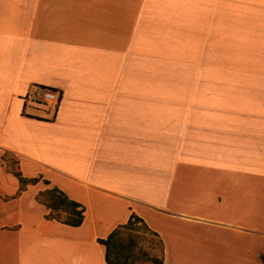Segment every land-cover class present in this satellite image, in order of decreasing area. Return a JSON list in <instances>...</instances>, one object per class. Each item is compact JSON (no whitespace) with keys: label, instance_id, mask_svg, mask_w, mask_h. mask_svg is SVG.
<instances>
[{"label":"crops","instance_id":"obj_1","mask_svg":"<svg viewBox=\"0 0 264 264\" xmlns=\"http://www.w3.org/2000/svg\"><path fill=\"white\" fill-rule=\"evenodd\" d=\"M0 151L38 180L0 163V264H107L132 214L162 264H262L264 0H0ZM53 188L81 226L45 219Z\"/></svg>","mask_w":264,"mask_h":264},{"label":"trees","instance_id":"obj_2","mask_svg":"<svg viewBox=\"0 0 264 264\" xmlns=\"http://www.w3.org/2000/svg\"><path fill=\"white\" fill-rule=\"evenodd\" d=\"M14 176L19 184L18 191L14 196H19L28 185H36L38 183L37 179H26L21 177L19 173H15ZM36 201L50 211L45 216L46 220H56L70 227L81 226L84 219V209L58 189L53 188L40 192L36 197ZM60 213L65 216L61 218ZM135 224L144 225L141 219L132 214L124 225L115 228L106 239L98 240V243L104 247V257L107 264L138 263L139 254L134 251L132 240L124 238L121 234L123 229H132ZM261 262L264 264V256L261 257ZM155 264H162V260L156 261Z\"/></svg>","mask_w":264,"mask_h":264},{"label":"rangeland","instance_id":"obj_3","mask_svg":"<svg viewBox=\"0 0 264 264\" xmlns=\"http://www.w3.org/2000/svg\"><path fill=\"white\" fill-rule=\"evenodd\" d=\"M0 163L4 165L6 172L8 173H19L16 171L17 160L14 155L10 152L0 151ZM22 175V173H19ZM12 177V176H11ZM13 178V177H12ZM5 185V186H3ZM12 182L10 180L1 182L0 181V191L9 193L11 190ZM17 186V183H16ZM4 188V189H3ZM43 200V198H42ZM65 215L60 213V217L63 218ZM124 238L131 239L134 245V251L137 252L139 261L137 264H155L162 257V244L156 237V234L145 228L142 224H135L132 229H123L121 232ZM252 247L257 249V245L254 244ZM261 252L264 253V245H262ZM189 255H180V262L187 264L190 261ZM182 260V261H181ZM218 264H222L219 261ZM261 264V263H260Z\"/></svg>","mask_w":264,"mask_h":264},{"label":"built area","instance_id":"obj_4","mask_svg":"<svg viewBox=\"0 0 264 264\" xmlns=\"http://www.w3.org/2000/svg\"><path fill=\"white\" fill-rule=\"evenodd\" d=\"M60 93L54 90L35 87L34 90L22 98L24 105L43 106L47 112L54 111L58 105Z\"/></svg>","mask_w":264,"mask_h":264}]
</instances>
